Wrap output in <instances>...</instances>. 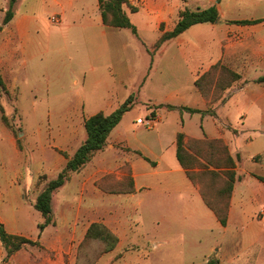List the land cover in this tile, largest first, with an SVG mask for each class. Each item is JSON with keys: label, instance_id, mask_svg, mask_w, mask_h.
<instances>
[{"label": "crops", "instance_id": "0c3cea01", "mask_svg": "<svg viewBox=\"0 0 264 264\" xmlns=\"http://www.w3.org/2000/svg\"><path fill=\"white\" fill-rule=\"evenodd\" d=\"M126 2L136 8L124 6L136 33L105 25L98 0H0V201L23 199V189L35 184L38 175L44 176L43 186L55 178L84 142L85 118L100 111L108 114L129 96L135 107L144 93L146 114L130 115L131 105L105 145L53 192L54 223L40 231L41 242L55 251L59 264H72L88 226L100 222L117 237L113 250L127 253L140 241L129 238V224L135 216L143 220L140 208L147 198L159 196L168 203L169 230L153 231V247L163 244L175 221L186 217L198 226L211 223L216 236L229 242L215 249L216 243L209 245L203 258H182L183 264H264V81H256L264 76V0ZM210 6L218 11L215 22L190 25L143 59V49L149 53L161 34L173 29L181 10ZM9 7L12 15L3 22ZM50 15L59 22H50ZM217 62L237 73L239 80L229 86L231 93L214 116L206 112L195 80ZM236 85L242 87L237 90ZM26 101L49 109L44 128L36 119V130L23 132L33 159L1 120V107L20 109ZM147 115L155 117L151 128L136 122ZM192 119L197 121L195 129ZM226 124L233 129L239 125L237 134ZM247 130L258 133L246 137ZM178 132L185 141L221 138L237 158L239 178L224 226L177 159ZM240 162L248 170H241ZM142 191L146 199L137 197ZM158 200L149 201L150 207L156 209ZM0 222L7 232L25 236L16 219L10 227L1 217ZM196 240L200 242L199 236ZM25 245L8 258L14 259Z\"/></svg>", "mask_w": 264, "mask_h": 264}, {"label": "rangeland", "instance_id": "374dc122", "mask_svg": "<svg viewBox=\"0 0 264 264\" xmlns=\"http://www.w3.org/2000/svg\"><path fill=\"white\" fill-rule=\"evenodd\" d=\"M156 49L157 48L154 47L152 50H149V53L143 49V59H149L151 52ZM154 67L153 65L151 71L155 70ZM214 73L215 76L218 75V71ZM228 77L227 75V78ZM209 80L210 78L205 82L207 83V88H209L206 90L207 95L204 96L206 100L205 110L207 113L215 116L219 104L223 103L229 97L231 90L230 87H227L225 90L220 91L214 87L213 83L209 85ZM234 87L237 89V87L241 88L242 86L236 85ZM145 96L146 95L143 93V95L139 97L136 106L134 107L132 105L133 107L130 115L142 116L146 114V104L148 101ZM24 104V107L20 109L15 107V105H13V107H1V115L3 114L7 118L10 125V127H7L13 132V135L17 139L18 147L24 148V151L27 149L28 156L33 159L34 157L32 155L34 151L29 145V142H26L23 132L26 131L31 133L35 131L37 126L36 119H40L41 126L44 128V126H46L45 118L47 117V111L49 109L34 108L30 105L29 101H26ZM196 122H194V119L190 120L193 129L197 126ZM224 126L234 134H237L240 128L239 125H237V129H233L227 124ZM256 133L258 132L247 130L246 137H248V135L255 136ZM208 139L210 140L212 138ZM222 141L227 151L230 153L228 144L223 139ZM186 145L192 151L198 150L200 154L196 156L195 168L192 170L193 173H195V180L198 182L202 181L201 183L211 202L215 203L218 201V204L219 202L221 203L225 200L224 197L223 199H219L215 193L223 186L224 178L222 173L226 171L227 168L224 165L222 169L214 168L213 162L211 161H225V153L222 146L216 142L206 144L204 138L195 137H189L186 140ZM242 149L246 151L247 147H243ZM256 149L257 148H254L253 150ZM232 157L235 162V167L233 169L235 173L238 174L236 169L237 158L235 156ZM239 168L241 170H248V166L245 162H240ZM199 171H202L203 174H200ZM43 180L44 176L38 175L35 184L23 189V199H2L0 201V217L3 218L8 227H10V225L13 224V220L16 219L18 227L26 233L25 236L37 242V244H26L24 246L25 249H21L14 259L5 257L4 247L0 242V264H59L55 259V251L51 248H47L44 240L42 239L41 242L39 239L41 234L38 224L43 222L41 213L29 205L35 200L37 194L42 189ZM145 194L146 193L142 191L141 194L137 193L136 195L137 197L140 196V198L146 199ZM56 198L57 194L54 195L53 199ZM149 199L147 198V201H145L140 208L143 220L135 216L131 224H129V238L134 241L140 237V241H135V246L130 251L127 253L118 252L113 249L104 251L103 243L98 240L87 239L81 242L72 254V264H124V262L127 264L134 262H136V264H183L185 261L182 258L192 259L195 256L197 257L196 260L203 258V256L207 254V247L209 245L216 243V245L213 246L215 249L221 242H229L216 236L217 231L210 225L211 223L204 221L207 227H203V225L198 226L197 223H192L189 218L180 217L183 219H181L180 222L175 221L174 227H171L172 235L162 238L163 244L158 242L156 247H153L154 241L150 236L153 231L161 232L169 230L167 229L169 223L165 219L168 214V203L159 196H151ZM152 199H159L156 209L150 207L149 201H152ZM210 228H212V232ZM197 236H199L200 242L197 240L195 241V237ZM143 247L146 252H139V249ZM193 248H196V251H193Z\"/></svg>", "mask_w": 264, "mask_h": 264}, {"label": "trees", "instance_id": "16d2710c", "mask_svg": "<svg viewBox=\"0 0 264 264\" xmlns=\"http://www.w3.org/2000/svg\"><path fill=\"white\" fill-rule=\"evenodd\" d=\"M98 4L102 21L105 25L114 27H127L130 28L133 33H136V27L131 22L124 9V6H128L130 11H134L136 8L127 5L126 0H98ZM11 15L12 11L11 7H9L5 13L3 22H6ZM217 18L218 11L215 6L194 10L185 8L179 12L178 20L173 29L170 31H164L157 40L155 47L159 46L165 40L175 37L177 34L181 33L192 24L199 22H215ZM240 22L246 23L249 21L242 20ZM216 71H218L217 76H215L214 73ZM227 75L229 76L228 78ZM208 78H210L208 82L209 85L213 83L216 89L223 91L229 87L232 82L237 80L239 75L220 62L212 64L205 72L201 74V76L195 80V85L203 96L207 95L206 90L209 89L207 88V83H205ZM256 81L263 82L264 76L258 77ZM0 87H3L1 76ZM131 105L132 96H129L110 113L104 114L100 111L85 118L84 127L86 130V138L84 142L78 146L72 157L67 159L63 169L57 174V176L45 183L33 202V208L38 210L44 218L43 222L38 224L40 231L48 224L54 223L52 216L53 192L65 182L69 172L80 169L87 161L90 160L91 156L96 150L101 149L105 145L108 133L119 122L122 115L130 109ZM165 106L167 108L174 107L173 105L169 104ZM186 109L190 112L199 111L195 108L186 107ZM1 119L6 126L10 127L7 118L3 114L1 115ZM204 140L206 144H210L211 142L219 143L225 153L224 162H219L218 160L211 161L213 162L214 168L222 169L223 165L227 168V170L223 171L222 173L224 178L223 186L220 187L215 193L219 199H223L224 197L225 200L221 203L219 202L218 204V201L215 203L211 202L208 199L203 184L201 183L202 181L198 182L195 180V173H193L192 170L195 168L196 156L200 154L198 150L192 151L187 147L186 141L184 140V134L182 132H178L176 136V156L181 167L185 169L187 177L198 186L199 193L205 204L213 211L220 224L224 226L227 222L229 199L233 189V184L235 180L239 178V175H237L233 169L235 167L234 159L227 151L222 139L214 138L209 140L208 138H204ZM208 163L212 164L210 162ZM199 172L200 174H203L202 171ZM87 239H94L103 243L104 251L113 249L117 242L116 235L107 226L100 222H93L88 226L81 242H84ZM0 242L4 247L6 258L19 250L24 244L36 243V241H33L25 236L7 232L1 222ZM205 264L219 263L209 260Z\"/></svg>", "mask_w": 264, "mask_h": 264}, {"label": "built area", "instance_id": "2783aa9c", "mask_svg": "<svg viewBox=\"0 0 264 264\" xmlns=\"http://www.w3.org/2000/svg\"><path fill=\"white\" fill-rule=\"evenodd\" d=\"M49 21L52 23H57L59 22V18L56 15H50ZM136 122L143 124L147 128H151L153 127V124L155 122V117L154 115H147L145 117H139L136 119Z\"/></svg>", "mask_w": 264, "mask_h": 264}]
</instances>
